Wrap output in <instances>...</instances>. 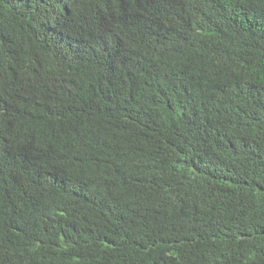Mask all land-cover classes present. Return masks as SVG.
<instances>
[{
    "label": "trees",
    "instance_id": "16d2710c",
    "mask_svg": "<svg viewBox=\"0 0 264 264\" xmlns=\"http://www.w3.org/2000/svg\"><path fill=\"white\" fill-rule=\"evenodd\" d=\"M0 264H264V0H0Z\"/></svg>",
    "mask_w": 264,
    "mask_h": 264
}]
</instances>
